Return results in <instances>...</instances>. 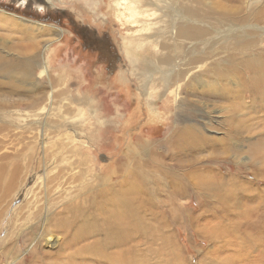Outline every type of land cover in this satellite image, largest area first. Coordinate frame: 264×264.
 <instances>
[{"label": "rangeland", "instance_id": "obj_1", "mask_svg": "<svg viewBox=\"0 0 264 264\" xmlns=\"http://www.w3.org/2000/svg\"><path fill=\"white\" fill-rule=\"evenodd\" d=\"M96 2L76 0L73 7H53L37 0H0V57L16 64V74L0 73V104L6 107L8 103H18L0 109V166H18L16 184L9 193L4 191L10 175L4 173L0 181V264L30 260L35 247L31 231L39 235L40 252L47 250L54 256L67 253L69 249L63 247L61 235L49 225V220L65 205L84 196L79 190L81 185L87 184L94 190L104 181L115 183L119 198L127 195L132 202L115 206L116 221L120 215L127 219L125 211H121L124 206L135 209V220L148 228L154 221H161L155 210L163 215L162 219L176 216L170 220L167 232L174 244L149 236H137L127 242L129 246L135 242L134 250L147 253L149 261L163 263L165 258H175L176 264H224L221 257L238 255L241 260L234 264H264V244L252 249L245 244L246 239L255 237L254 227L259 225L253 212L264 215V150L253 149L255 142L264 139V102L243 106L240 112L231 109L228 100H215L218 106L211 115L227 123L215 125L213 130L203 129L204 134L213 138L231 136V147L226 150L231 155L226 158L221 148L202 151L216 160L210 164L213 172L223 175L218 178L217 187L223 186V192H228L225 211L219 206L224 202L218 203L219 197L208 192L199 197L180 194L179 200L172 202L162 195L147 202L141 194L125 193L126 189L117 186L123 163H133L147 146L141 144L135 154L132 141L135 137H165L167 117L173 118L177 104L172 102V86L167 90L160 85L145 87L143 80H139L143 73L131 71L125 57L126 52H135L137 59H146L154 45L164 53L163 45H138V26L128 18L130 13L121 5L122 0H115V4L112 0H99V5L92 9ZM82 26L88 27L93 37L105 34L113 42L120 57L113 72L106 71L98 53L83 40L79 33ZM33 44L35 58L32 52H19L22 45ZM33 100L38 103L30 108ZM208 102L211 103L210 99ZM183 106L194 109L192 105ZM151 112L155 116L166 115L163 122L167 124L163 126L160 117L151 119ZM230 174L237 176V186L230 185ZM176 202L174 208L172 204ZM205 214L207 218L189 223V216L197 215L198 219ZM214 222L224 223L225 231L222 235L207 236L205 226ZM176 252L180 253L178 257ZM54 256H46L45 261L51 263Z\"/></svg>", "mask_w": 264, "mask_h": 264}, {"label": "bare ground", "instance_id": "obj_2", "mask_svg": "<svg viewBox=\"0 0 264 264\" xmlns=\"http://www.w3.org/2000/svg\"><path fill=\"white\" fill-rule=\"evenodd\" d=\"M98 1L94 3L96 5H91L92 9L99 5ZM112 1L115 4V0ZM122 1L121 5L130 13L128 18L133 25L138 26L136 30L139 33L138 45L152 46L157 42L163 45L160 46L165 51L160 53L157 45H154L155 48L150 55L147 54L146 59L145 57L137 59V53L126 52L125 57L130 70L133 68L131 71L139 70L143 73L142 79L139 80H143L145 87L160 85L167 90L172 86L170 90V93H173L172 102L177 104V108L173 118L163 113L155 116V113L151 112V119L160 117L159 121L163 126L167 122H163L165 116L167 117L166 124L169 126L165 131L167 135L158 140H150V136L135 137L132 141L134 153H138L141 144H147L146 151L137 158L133 157V163H123L122 178L117 186L126 189L125 193L141 194L147 202L157 200V196L160 195L172 202L178 201L177 196L180 194L181 197L188 193L199 197L201 193L208 192L213 197H219L218 203L224 202L222 205L219 203V206L225 211L223 207H226L225 199L229 203L227 200L229 195L228 192H223L225 191L222 189L223 186L217 187L218 178H222L223 175L219 171L213 172L214 167L210 164L216 160L209 154L205 155V152H208L205 150L209 148L214 151L221 148L225 152L223 158H226L231 155L226 153L231 147L229 144L231 136L227 134L223 138H213L204 134L203 129L213 130L215 125L227 123L224 119L217 120V117L211 115L217 108L219 99L230 101L231 109L240 112L243 106L253 107L258 106L256 105L258 101L264 102V0ZM37 2L53 7L55 5L73 7L76 0ZM21 20L28 21L24 18ZM50 27L53 28L51 24ZM150 33L151 36H145ZM35 45H22L19 52H32L35 58L37 56ZM15 67L12 59L5 60L0 57V73L14 75ZM10 81L11 79L9 83ZM196 96H203L204 99H197ZM209 99L211 103L208 102ZM37 103L38 101L33 100L29 103L30 108L35 107ZM15 104L18 103H8L3 107L4 103H1L0 109L14 107ZM183 104L192 105L194 109L184 107ZM152 128L150 125L149 129ZM253 149L264 150V139L255 142ZM17 171L16 165L0 166V181L4 173L10 175L5 182L7 184L5 194L16 184ZM228 180L231 186L238 185L237 176L230 174ZM87 186L81 185L79 189L80 192H84V196L70 205H65L54 213L51 219L49 218V225L59 232L63 247L68 248V252H59L55 256L47 250L40 252L37 247L40 244L39 235L31 231L30 239L35 241V247H32L30 262L24 263V259H18L16 264H176L175 258L173 260L171 258V261L165 258L163 263L157 260L149 261L147 253L134 250L135 242L127 245L128 241H133L137 236H149L164 243L170 240L174 244L170 234H167L170 231V220L176 217L174 214L162 219L163 215L155 210V215L161 221H154L148 228L135 220L133 212L135 209L124 206L121 211H125L127 219L123 220L124 217L120 215L116 221L115 206L120 202L123 205L132 204L128 196L123 195L120 199L115 192V183L107 181L94 190ZM164 199L161 200L164 202ZM198 202L200 204L201 199ZM172 205L176 208L178 204L176 202ZM156 206L160 207L159 201ZM209 206L208 203L205 207ZM206 211L208 213L209 209ZM253 213L259 225L254 227L255 237L245 241L246 248L250 249L258 244H264L261 239L264 238V224L261 222H264V215ZM37 214L40 213H35ZM196 216H189V223L194 219L199 222L200 218H207V214L199 216L198 219ZM223 225L224 223L214 222L211 226H205L206 235L211 237L222 235L225 231ZM232 227L239 228V225ZM249 244L251 245L247 246ZM10 250L11 248L8 249ZM174 255L178 257L180 253L176 252ZM46 256H54L51 263L45 261ZM235 260L240 261L241 256L225 255L220 259L224 264H234ZM216 264L221 263L217 261Z\"/></svg>", "mask_w": 264, "mask_h": 264}, {"label": "flooded vegetation", "instance_id": "obj_3", "mask_svg": "<svg viewBox=\"0 0 264 264\" xmlns=\"http://www.w3.org/2000/svg\"><path fill=\"white\" fill-rule=\"evenodd\" d=\"M79 33L83 40L89 42L93 49L98 53L99 58L105 63L106 71H114L116 69V63L119 61L120 57L116 53L114 44L109 40L107 35H98L93 37L89 33L88 27L82 26L79 29Z\"/></svg>", "mask_w": 264, "mask_h": 264}]
</instances>
